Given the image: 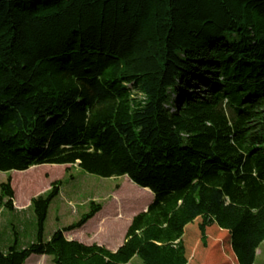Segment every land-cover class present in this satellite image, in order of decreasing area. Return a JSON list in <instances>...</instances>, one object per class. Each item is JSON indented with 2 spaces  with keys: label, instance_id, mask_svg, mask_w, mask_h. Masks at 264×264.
Listing matches in <instances>:
<instances>
[{
  "label": "trees",
  "instance_id": "trees-1",
  "mask_svg": "<svg viewBox=\"0 0 264 264\" xmlns=\"http://www.w3.org/2000/svg\"><path fill=\"white\" fill-rule=\"evenodd\" d=\"M39 164L126 175L153 199L114 251L64 236L101 210L94 201L43 240L54 180L30 198L35 238L14 237L0 264H197L192 253L218 234L228 244L217 252L253 264L264 240V0H1L0 171ZM13 196L9 177L0 205L13 210Z\"/></svg>",
  "mask_w": 264,
  "mask_h": 264
},
{
  "label": "rangeland",
  "instance_id": "rangeland-1",
  "mask_svg": "<svg viewBox=\"0 0 264 264\" xmlns=\"http://www.w3.org/2000/svg\"><path fill=\"white\" fill-rule=\"evenodd\" d=\"M9 177L14 192L13 205H16L17 210L0 205V238L7 234L13 242L16 237L19 246L27 245L36 234L34 214L29 206L30 198L44 193L54 180H61V185L48 209L43 240H47L56 229L78 221L88 211L89 202L94 201L102 206L97 215L84 226L64 232V235H72L84 244L97 243L112 249L122 243L131 218L144 210L153 199L150 190L137 186L126 175L102 177L85 172L76 165L39 164L24 171H0V184ZM191 227L187 230L190 231ZM217 238L221 242L216 246L210 243L192 253L191 257L201 260L197 264H235L230 256H222L217 252L218 249L224 252L228 244L223 234H218ZM189 239L193 242L191 233ZM210 242H214V239L210 238ZM36 257L31 256L26 264L35 263ZM45 257L47 259L44 262L42 259L39 262L54 264L50 256ZM125 264L144 263L138 256H134ZM255 264H264V254L256 258Z\"/></svg>",
  "mask_w": 264,
  "mask_h": 264
},
{
  "label": "crops",
  "instance_id": "crops-1",
  "mask_svg": "<svg viewBox=\"0 0 264 264\" xmlns=\"http://www.w3.org/2000/svg\"><path fill=\"white\" fill-rule=\"evenodd\" d=\"M16 205H13V210H17V208L15 207ZM97 215V214H96ZM95 215V216H96ZM94 216V217H95ZM87 223V222H86ZM85 223V224H86ZM84 224V225H85ZM83 225V226H84ZM8 233V232H7ZM67 239H69V240H77V241H80V239H78V238H75V237H73L72 235L70 236V237H66ZM0 241H1V245H0V250H5L6 249V247H8L10 244H11V242H12V240H11V238H10V236L9 235H7V234H5L4 236H2L1 238H0ZM82 242V241H81ZM122 242V241H121ZM121 243H119V244H117L114 248H112V249H109V250H112V251H114V250H116L117 248H118V246L120 245ZM105 246V245H104ZM108 249V248H107ZM264 254V240L262 241V243L258 246V248L256 249V254H255V259H254V263L253 264H255V261H256V258L258 257V256H261V255H263ZM31 256H37L36 257V260H35V263H33V264H43V262L47 259L45 256L46 255H31ZM30 256V257H31ZM29 257V258H30ZM28 258V259H29ZM27 259V260H28ZM40 259H42L43 260V262L41 263V261L39 262V260ZM26 260V261H27ZM26 261L23 263V264H26Z\"/></svg>",
  "mask_w": 264,
  "mask_h": 264
},
{
  "label": "water",
  "instance_id": "water-1",
  "mask_svg": "<svg viewBox=\"0 0 264 264\" xmlns=\"http://www.w3.org/2000/svg\"><path fill=\"white\" fill-rule=\"evenodd\" d=\"M1 1V0H0Z\"/></svg>",
  "mask_w": 264,
  "mask_h": 264
}]
</instances>
